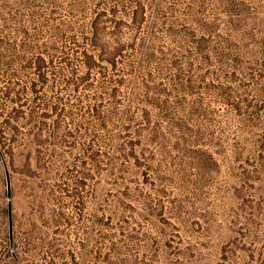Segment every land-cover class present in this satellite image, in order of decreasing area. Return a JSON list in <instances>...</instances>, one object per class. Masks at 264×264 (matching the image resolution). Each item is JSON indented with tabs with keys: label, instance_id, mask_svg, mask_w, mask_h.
<instances>
[{
	"label": "rangeland",
	"instance_id": "rangeland-1",
	"mask_svg": "<svg viewBox=\"0 0 264 264\" xmlns=\"http://www.w3.org/2000/svg\"><path fill=\"white\" fill-rule=\"evenodd\" d=\"M0 264H264V0H0Z\"/></svg>",
	"mask_w": 264,
	"mask_h": 264
}]
</instances>
